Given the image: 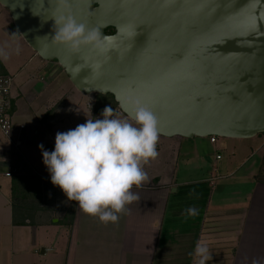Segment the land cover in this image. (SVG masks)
<instances>
[{
  "label": "crops",
  "instance_id": "obj_1",
  "mask_svg": "<svg viewBox=\"0 0 264 264\" xmlns=\"http://www.w3.org/2000/svg\"><path fill=\"white\" fill-rule=\"evenodd\" d=\"M0 50L7 57L0 55L1 70L15 78L16 104L15 131L12 136L0 132V264H196L195 246L202 239H215L221 211H229L225 219L240 234L231 264H264V182L252 183L244 196L231 187L239 184L240 177L257 175L258 162L251 161L256 153H261L264 172V138L258 135L237 138L238 152H232L226 168L236 167L222 173L218 167L222 157L216 158L220 152L213 163L189 165L204 158L202 137L159 134V156L144 166L149 180L133 188L139 199L127 206L117 223L105 225L84 214L56 186L45 194V207L39 208L38 215L27 214L25 223L16 224L13 178L37 177L45 192L43 183L50 182L51 176L39 146L54 151L58 132L74 130L87 119H103L104 107L96 95L80 91L60 64L38 54L1 2ZM113 110L118 118L134 123L122 110ZM222 139L212 144L214 150L223 147ZM209 178L217 184L206 196L201 182ZM220 179L227 183L220 185ZM228 187L229 194H223ZM70 204L71 217L65 219V211L59 209L66 210ZM190 207L199 214L188 216Z\"/></svg>",
  "mask_w": 264,
  "mask_h": 264
},
{
  "label": "water",
  "instance_id": "obj_2",
  "mask_svg": "<svg viewBox=\"0 0 264 264\" xmlns=\"http://www.w3.org/2000/svg\"><path fill=\"white\" fill-rule=\"evenodd\" d=\"M0 2L27 42L58 61L80 91L113 94L131 118L139 101L157 118L160 135L264 132V0ZM68 15L119 39L106 52L72 51L53 38L56 21Z\"/></svg>",
  "mask_w": 264,
  "mask_h": 264
},
{
  "label": "clouds",
  "instance_id": "obj_3",
  "mask_svg": "<svg viewBox=\"0 0 264 264\" xmlns=\"http://www.w3.org/2000/svg\"><path fill=\"white\" fill-rule=\"evenodd\" d=\"M56 24L60 26L54 40L72 51L91 46L106 52L119 39L102 35L99 29H89L71 15L61 17ZM118 32L123 35L124 27ZM0 55L7 58L2 50ZM101 115L103 119H87L74 130L58 132L54 151L44 150L42 144L39 147L52 184L63 191L68 201L77 202L84 214L107 225L117 223L127 206L139 199L133 188L149 180L144 166L159 156V132L157 118L139 101L131 112L134 123L118 118L110 106ZM186 212L192 217L199 214L195 207ZM194 254L199 258L196 264H208L212 259L203 239L197 242Z\"/></svg>",
  "mask_w": 264,
  "mask_h": 264
},
{
  "label": "rangeland",
  "instance_id": "obj_4",
  "mask_svg": "<svg viewBox=\"0 0 264 264\" xmlns=\"http://www.w3.org/2000/svg\"><path fill=\"white\" fill-rule=\"evenodd\" d=\"M55 62L57 64H60L58 61L55 60ZM63 68V67H62ZM64 69V68H63ZM94 95H96L98 97V94L100 93H93ZM116 108L120 109L119 105L117 104ZM121 110V109H120ZM259 137L264 138V132L259 133L258 134ZM198 137V136H195ZM199 138V137H198ZM197 138V139H198ZM204 138H208V137H202L201 140V151L202 153H204V158L203 160H197L194 161L195 159L190 161L189 165H194V167L196 166L197 162L199 163H203L204 161H206L207 163H213V161L215 160V154L216 152H220L222 154V159L218 160V167L221 170L222 173H228L230 171H232L233 168L236 167L235 164H231L228 165V167L226 168L227 164H228V159L229 157H231L232 152H238V139L237 138H225L222 139V148L220 150H214L213 149V145L210 143L209 140L204 139ZM185 148L189 149L190 145L189 143H186ZM250 150L252 151L253 148L250 147ZM251 161H257L258 162V173L257 175L253 176V177H240L238 180H240V182H238V185H233L231 184L232 190L235 188L236 190L239 191V195L243 194L246 195L247 192H249V190L251 189L252 183H262L264 182V172L262 171V168H260L262 166V162H261V153H256L255 156L251 157ZM206 163V165H207ZM257 164V163H256ZM250 165V163H249ZM248 165V166H249ZM197 167V166H196ZM191 169V168H190ZM252 169V168H251ZM195 171V170H194ZM194 171H191V173H188V178H190V176L194 173ZM249 171H247L248 173ZM245 173V174H247ZM207 174V173H206ZM216 179L213 178H209L206 179L205 181L201 182V187H204V191H205V195L208 196L213 187L215 186L214 184L217 183H213V181ZM231 181H234V178L230 179ZM227 179H220L219 183L220 185L226 184ZM230 181V182H231ZM29 183L30 184V189L27 191V194L25 197L21 198L19 197L20 195H18L17 200L20 202V211L23 210V205L26 206V212L30 215H32L34 217V215H38L40 212L41 208L45 207L44 204V196L45 194L47 195L50 190L55 191L56 186H54L52 184V182H45L44 184V189L45 192L42 191V186L38 183L35 184L33 182V180H31ZM229 184V183H228ZM231 187L225 191H223V194L230 192ZM224 189V186H223ZM235 196V194H233ZM238 195V196H239ZM207 199V197H206ZM234 199H231V201H233ZM239 201H242L241 198H238ZM207 201V200H205ZM229 201V199L227 200ZM188 205V204H187ZM30 206V207H29ZM72 204H70L69 208L65 209H59L61 211H65V219H70L71 217V213H72ZM40 208V209H39ZM241 211V210H240ZM229 211H221L220 213H218V220L219 223H217L218 225H216L215 228V233L216 235H213L215 237L214 240H210V239H206V242L208 243V247L210 250V254L212 256V259L208 261V264H231V260L233 255L235 254L238 242L240 240V234H236V229H235V225L234 224H229L230 221L227 222V219L229 217ZM227 217V219H225ZM230 225V226H229ZM207 228V226H206ZM205 228V229H206ZM210 231V230H208ZM212 236V235H211ZM210 237V236H209Z\"/></svg>",
  "mask_w": 264,
  "mask_h": 264
},
{
  "label": "built area",
  "instance_id": "obj_5",
  "mask_svg": "<svg viewBox=\"0 0 264 264\" xmlns=\"http://www.w3.org/2000/svg\"><path fill=\"white\" fill-rule=\"evenodd\" d=\"M14 75L8 71L0 72V132L6 136H12L15 131L16 124L14 122L15 115V96L12 89L14 84ZM21 129L25 128V124L20 125ZM211 144H216L219 136H208ZM224 138V137H222ZM221 154L217 153L216 158L220 159ZM12 172H7L11 175Z\"/></svg>",
  "mask_w": 264,
  "mask_h": 264
},
{
  "label": "trees",
  "instance_id": "obj_6",
  "mask_svg": "<svg viewBox=\"0 0 264 264\" xmlns=\"http://www.w3.org/2000/svg\"><path fill=\"white\" fill-rule=\"evenodd\" d=\"M109 32H113L112 29L109 30ZM1 65V63H0ZM0 72H5L4 70H1ZM98 98L103 102V107L110 106L112 108H115L118 104V102L115 100L113 94H98ZM31 180L35 184L39 183V178L37 177H26V176H15L13 178V204H14V222L16 224L18 223H25V219L27 218V212H26V206L23 205V210L20 211V202L17 200L18 195L19 197L23 198L26 196L27 191L30 189L29 183Z\"/></svg>",
  "mask_w": 264,
  "mask_h": 264
},
{
  "label": "snow or ice",
  "instance_id": "obj_7",
  "mask_svg": "<svg viewBox=\"0 0 264 264\" xmlns=\"http://www.w3.org/2000/svg\"><path fill=\"white\" fill-rule=\"evenodd\" d=\"M246 3H247V0H246ZM246 3H245V5H244V6H246Z\"/></svg>",
  "mask_w": 264,
  "mask_h": 264
}]
</instances>
